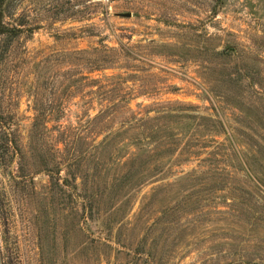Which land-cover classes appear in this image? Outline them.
<instances>
[{"label":"rangeland","instance_id":"1","mask_svg":"<svg viewBox=\"0 0 264 264\" xmlns=\"http://www.w3.org/2000/svg\"><path fill=\"white\" fill-rule=\"evenodd\" d=\"M3 22L0 264H264V0Z\"/></svg>","mask_w":264,"mask_h":264},{"label":"trees","instance_id":"2","mask_svg":"<svg viewBox=\"0 0 264 264\" xmlns=\"http://www.w3.org/2000/svg\"><path fill=\"white\" fill-rule=\"evenodd\" d=\"M9 0H0V34L2 33H11L14 36L18 35V33L22 32L23 30L21 28H17L15 26L9 27L6 24H4L3 22V17H4V7L6 6V4L8 3ZM29 30H27L28 32H32V28H28ZM2 122H0V129H5V126H2ZM1 145H3L0 142ZM0 145V149L3 148L4 151H13L15 148L14 142L13 140H8V142L6 141L4 147Z\"/></svg>","mask_w":264,"mask_h":264},{"label":"water","instance_id":"3","mask_svg":"<svg viewBox=\"0 0 264 264\" xmlns=\"http://www.w3.org/2000/svg\"><path fill=\"white\" fill-rule=\"evenodd\" d=\"M129 15V14H128Z\"/></svg>","mask_w":264,"mask_h":264}]
</instances>
